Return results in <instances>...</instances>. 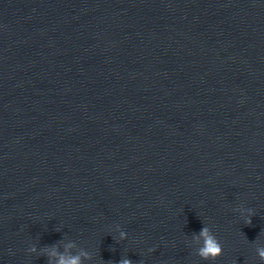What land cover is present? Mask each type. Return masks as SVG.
<instances>
[{
	"label": "water",
	"instance_id": "95a60500",
	"mask_svg": "<svg viewBox=\"0 0 264 264\" xmlns=\"http://www.w3.org/2000/svg\"><path fill=\"white\" fill-rule=\"evenodd\" d=\"M262 249L264 0H0V264Z\"/></svg>",
	"mask_w": 264,
	"mask_h": 264
},
{
	"label": "clouds",
	"instance_id": "9594fccd",
	"mask_svg": "<svg viewBox=\"0 0 264 264\" xmlns=\"http://www.w3.org/2000/svg\"><path fill=\"white\" fill-rule=\"evenodd\" d=\"M247 224H251V219L246 220ZM200 235L205 238V246L200 250V255L207 259L210 256L215 259V257L219 254H221L222 249L220 244L217 242V240L209 235V230L207 228H202ZM121 238H125V234L121 233ZM150 251H153V249H149ZM259 254L262 258H264V249L259 251ZM60 264H79V258H72L70 260H65L64 258H61ZM118 264H133V261L130 260L128 257L122 258Z\"/></svg>",
	"mask_w": 264,
	"mask_h": 264
}]
</instances>
